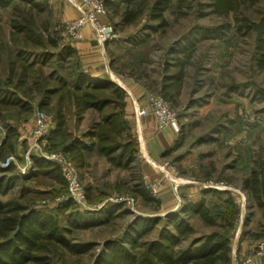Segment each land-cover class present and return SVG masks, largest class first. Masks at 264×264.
I'll return each mask as SVG.
<instances>
[{"label":"trees","instance_id":"16d2710c","mask_svg":"<svg viewBox=\"0 0 264 264\" xmlns=\"http://www.w3.org/2000/svg\"><path fill=\"white\" fill-rule=\"evenodd\" d=\"M103 1L107 10L119 18L121 26L136 24L147 9L150 21L167 28L169 10L181 18L191 8L189 0H143L142 5L139 0ZM260 3H263L262 9L258 10L257 17L252 16V9ZM48 5V0H0V9L14 7L16 16L10 23L9 42L0 43V65L3 63L5 67V78L0 79V118H4L5 111H13L17 116L45 112L53 123L47 141L58 140L47 152L65 153L78 170L88 166L87 154L95 152L111 169L128 171L135 176L132 182H137L129 187L134 199L158 205L137 175L138 148L126 117V91L109 75L95 78L83 69L72 41L61 30L53 29L48 34L37 30L34 14L44 13ZM206 8L216 17L233 20L216 27L197 26L184 37L185 46L175 51V62L164 69L160 81L159 93L170 105H176L186 80V64L180 54L193 48L199 38L221 39L228 31L253 36V59L264 72V0H207ZM40 50L45 51L39 53ZM112 65L110 62V69ZM48 66L53 68L46 73ZM88 113L94 117L88 128L80 136L71 133L67 115L81 122ZM6 129L0 142V264H55L68 256L84 257L100 245L79 242L75 238L77 233L110 226L133 215L122 203L81 212L73 208L72 201H67L53 214L20 199L3 200L19 179L43 177L55 184L65 183L56 164L34 154L29 158L28 175H15L14 162L2 167L16 154L18 131L9 125ZM250 163L241 187L248 196L250 208L264 216V155L252 157ZM209 196L210 200L206 199ZM213 198H218L222 206ZM87 200L90 201L88 193ZM237 202L232 193L206 189L199 201L185 203L178 211L166 215H134L118 237L103 242L91 264H233L232 243L239 218ZM251 216L252 213L245 220V227ZM192 218L201 221L210 232L196 236Z\"/></svg>","mask_w":264,"mask_h":264},{"label":"rangeland","instance_id":"374dc122","mask_svg":"<svg viewBox=\"0 0 264 264\" xmlns=\"http://www.w3.org/2000/svg\"><path fill=\"white\" fill-rule=\"evenodd\" d=\"M48 1L44 13L34 14L36 28L45 34L53 29L61 30L65 36V18L73 15L77 17L79 14L75 5L77 0ZM189 2L191 8L181 18H177L172 10L166 13L167 28H160L157 23L150 21L146 16L147 9L138 22L130 26L119 25V18L107 10L104 21L113 25L116 37L103 51L106 73L133 79L145 88L146 96L162 97L159 93L161 77L165 74L164 69L174 64L175 51L185 46L184 37L197 26L216 27L233 20L212 15L210 9L206 8L207 0ZM139 3L144 4L143 0H139ZM204 3L205 6L201 7ZM66 6L70 7L67 11ZM262 7L263 3H260L252 9L251 15L257 17ZM14 17V7L0 9V43L9 42L10 23ZM44 51L40 50L39 53ZM253 51V36L228 31L224 32L221 39L199 38L193 48L180 54L186 64V80L176 105H170L178 116V130H172L174 138H170L169 145L165 146L156 161L158 177L144 173L138 166L137 175L141 176L142 184L145 178L151 183L162 185L161 192L156 197L152 196L159 202L158 205L145 203L140 198L134 199L129 187L137 182H132L135 176L128 171L111 169L106 160L95 152L87 154L88 166L78 170L86 194L90 196V201L87 200L89 208L81 209L70 199L65 183L55 184L43 177L38 180H17L12 192L2 199H20L34 208L53 214L67 201H72L73 208L81 212L115 203L125 204V209L133 215L116 220L110 226L75 235L79 242H95L101 246L105 240L118 237L134 215H166L178 211L185 203L199 201L196 198L202 197L203 190L215 189L203 185H217L219 188L215 190L218 193H232L235 199L246 205L243 207L239 204L231 256L232 259L237 256L239 260L250 258L249 264H252L254 258L259 257L255 255L256 247L264 244V216L259 210L250 208L248 196L241 187L251 165L250 159L259 154L264 155V72L258 69ZM110 62L113 64L112 69ZM1 64L0 79L5 78V67ZM52 68H45L46 73ZM146 96L143 105L146 104ZM36 114L37 111L30 116H17L13 111H5L2 113L4 118H0V142L5 136L7 125L18 131L16 154L11 159L15 163V175L19 177L30 174L26 153L35 142L33 131ZM93 118L88 113L78 122L68 114V129L80 136ZM48 120L49 129L41 139V147L45 152L50 151L49 148L58 141H47L53 126L51 116H48ZM163 163H169L177 169L178 173L172 175L173 181L166 179L159 170ZM206 199L210 200V196ZM213 201L222 206L218 198H213ZM250 213L252 220L245 227L244 222ZM190 222L197 230L196 236L210 232L197 218H192ZM243 242L250 247L245 254L241 252ZM100 246L84 257L68 256L55 264H91Z\"/></svg>","mask_w":264,"mask_h":264},{"label":"built area","instance_id":"2783aa9c","mask_svg":"<svg viewBox=\"0 0 264 264\" xmlns=\"http://www.w3.org/2000/svg\"><path fill=\"white\" fill-rule=\"evenodd\" d=\"M74 1V0H70ZM75 5L79 12L78 16L72 20L67 21L64 24V34L72 42L82 39L83 30L86 27H90L94 33V38L97 44L104 51L108 43H110L115 37V29L113 25L106 23L104 17L107 13V7L103 0H77ZM111 79L115 84L120 86V79L111 74ZM137 117L142 118L152 115L157 123L159 131H163L167 128L178 130V116L176 111L165 101L162 97H156L148 95L146 96V104H137ZM49 129V120L47 115L43 111H38L35 118V126L33 131V137L35 139L34 145L26 153V159L29 160L31 155H37L44 159H47L59 167L62 178L65 184L68 186L69 197L73 202L81 209L89 208L87 206V194L83 183L80 180L79 172L75 164L68 158V156L60 151L45 152L41 147V139L47 134ZM34 150V153H31ZM13 162L11 157L7 159L2 167H8ZM159 170L164 174V177L169 181H173V174L178 173L177 169L169 165V163H163L159 166ZM144 187L148 190L151 196L156 197L162 190L161 184H155L147 181L144 178ZM205 188L219 187L211 184L203 185ZM238 201V200H237ZM240 205L245 207V203L238 201ZM88 211L97 210V208L87 209ZM255 255L264 258V244L261 243L256 247ZM233 264H249L251 259L239 260L237 256L232 259Z\"/></svg>","mask_w":264,"mask_h":264},{"label":"crops","instance_id":"0c3cea01","mask_svg":"<svg viewBox=\"0 0 264 264\" xmlns=\"http://www.w3.org/2000/svg\"><path fill=\"white\" fill-rule=\"evenodd\" d=\"M66 9H70V7L68 8L66 6L65 11H67ZM68 16L70 15L68 14ZM75 17L76 15L67 17L65 18V22ZM72 44L77 51V57L83 69L95 78H108L109 74L106 73L107 68L105 67L103 50L95 41L94 33L90 27H86L83 30L81 40L72 42ZM111 77L112 76L110 75V78ZM115 77L119 78L117 76ZM119 79L120 86L123 87L127 93V105L125 109L126 117L137 143L138 166H141V171L144 173L154 178L158 177L159 172L156 166V161L162 155L165 146H168L170 140L174 138V133L172 132L174 129L167 128L158 132L156 120L152 115L142 118L137 117V104L143 105L147 91L143 86L131 78ZM196 199L200 200L201 197ZM248 245L249 244L244 242L242 243V254L249 251L250 247ZM252 264H264V258L256 257L252 261Z\"/></svg>","mask_w":264,"mask_h":264}]
</instances>
